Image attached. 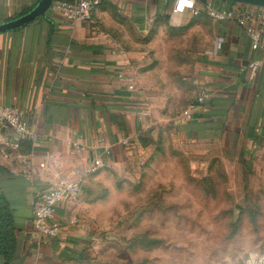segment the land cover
<instances>
[{"label":"crops","instance_id":"crops-1","mask_svg":"<svg viewBox=\"0 0 264 264\" xmlns=\"http://www.w3.org/2000/svg\"><path fill=\"white\" fill-rule=\"evenodd\" d=\"M43 1L42 15L0 33V102L21 107L32 133L14 148V133L0 130V202L8 207L14 235V255L10 261L0 255V264L88 262L97 232L80 197L56 209L65 224L60 239L35 234L34 205L61 178L83 183L97 159L111 168L139 161L154 107L169 100L163 89L139 84L131 54L111 36L108 13L112 8L141 36L164 33L173 23L175 0H101L95 25L66 20L53 9L58 0H0V25L30 15ZM207 2L219 10H249L264 32V8ZM173 20L190 34L192 90L184 108L200 91L208 94L180 132L192 140L234 139L236 153H264V65L255 73L249 68L264 61V39L254 50L235 19L216 21L203 12ZM70 219L77 220L74 226L67 225Z\"/></svg>","mask_w":264,"mask_h":264},{"label":"rangeland","instance_id":"rangeland-1","mask_svg":"<svg viewBox=\"0 0 264 264\" xmlns=\"http://www.w3.org/2000/svg\"><path fill=\"white\" fill-rule=\"evenodd\" d=\"M108 14L139 84L169 100L154 107L139 161L83 180L79 200L97 232L84 264H264V153H236L234 139L192 140L179 129L192 90L189 28L173 20L141 36Z\"/></svg>","mask_w":264,"mask_h":264},{"label":"built area","instance_id":"built-area-1","mask_svg":"<svg viewBox=\"0 0 264 264\" xmlns=\"http://www.w3.org/2000/svg\"><path fill=\"white\" fill-rule=\"evenodd\" d=\"M101 4V0H74L72 2H55L53 9L58 11L66 20L87 22L95 25V12ZM203 8V9H202ZM199 8L198 0H175L171 20L176 15L182 16L190 12L194 16L205 13L208 17L216 21L235 19L239 25L244 26L252 39V48L258 49L264 39V32L256 29L253 22V15L249 10L233 9L219 10L212 2H207ZM260 20L264 25V13ZM264 61H253L249 68L255 73ZM207 91H200L194 103L190 104L185 112V119L193 118L196 108L205 103ZM0 130H11L15 137L11 146L19 147L23 141L32 139L29 125L26 120L24 110L19 106H9L0 102ZM127 144V142H125ZM110 168L101 160L93 162L91 172L99 169ZM82 192V180L80 178L64 177L52 184L36 201L33 208V227L35 234L43 238L60 239L64 228V222L56 219V209L59 205L78 199ZM76 219H70L69 226L76 224Z\"/></svg>","mask_w":264,"mask_h":264},{"label":"trees","instance_id":"trees-1","mask_svg":"<svg viewBox=\"0 0 264 264\" xmlns=\"http://www.w3.org/2000/svg\"><path fill=\"white\" fill-rule=\"evenodd\" d=\"M67 1V0H58ZM72 2V0L67 1ZM207 0H198V3L205 4ZM101 5V4H100ZM148 141L142 140L141 143L144 147H148L150 144L149 137ZM1 201V200H0ZM14 235L13 226L11 223V216L7 205L4 202H0V255L3 256L7 261H10L14 255Z\"/></svg>","mask_w":264,"mask_h":264},{"label":"water","instance_id":"water-1","mask_svg":"<svg viewBox=\"0 0 264 264\" xmlns=\"http://www.w3.org/2000/svg\"><path fill=\"white\" fill-rule=\"evenodd\" d=\"M235 3H241V4H246V5H251V6H257L264 8V0H231ZM45 7L44 1L39 4V6L28 16L21 18L19 20H14L6 24L0 25V33L13 29L23 23L28 22L31 19H34L37 16H40L43 14V10Z\"/></svg>","mask_w":264,"mask_h":264},{"label":"bare ground","instance_id":"bare-ground-1","mask_svg":"<svg viewBox=\"0 0 264 264\" xmlns=\"http://www.w3.org/2000/svg\"><path fill=\"white\" fill-rule=\"evenodd\" d=\"M263 263V262H262ZM253 264V263H252ZM254 264H256L255 262H254Z\"/></svg>","mask_w":264,"mask_h":264}]
</instances>
